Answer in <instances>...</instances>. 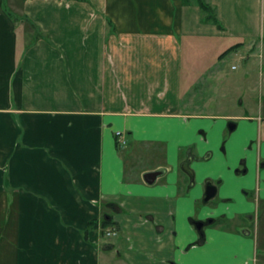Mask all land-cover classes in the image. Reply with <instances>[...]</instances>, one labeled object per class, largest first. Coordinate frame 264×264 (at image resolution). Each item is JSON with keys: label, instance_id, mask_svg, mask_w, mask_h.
I'll return each instance as SVG.
<instances>
[{"label": "crops", "instance_id": "crops-1", "mask_svg": "<svg viewBox=\"0 0 264 264\" xmlns=\"http://www.w3.org/2000/svg\"><path fill=\"white\" fill-rule=\"evenodd\" d=\"M206 1L222 29L179 0H0V264H195L204 235L193 231L192 201L181 198L168 157L198 130L211 156L213 120L237 131L215 177L221 185L229 176L225 201L238 197L242 207L244 188L264 196L263 119L191 109L196 94L229 97L223 86L238 78L215 59L225 46L264 39V0ZM196 72L207 78L201 87ZM146 148L160 160L142 166ZM156 170L164 174L145 184ZM224 211L206 216L242 215ZM104 219L115 237L103 233ZM223 234L245 254L244 238Z\"/></svg>", "mask_w": 264, "mask_h": 264}, {"label": "rangeland", "instance_id": "rangeland-1", "mask_svg": "<svg viewBox=\"0 0 264 264\" xmlns=\"http://www.w3.org/2000/svg\"><path fill=\"white\" fill-rule=\"evenodd\" d=\"M7 3L8 0H6V4ZM225 44L230 46L231 43L225 42ZM233 47L234 48L230 52L221 57V54L225 53V48H227L226 46L223 47L224 49L215 59L217 62L222 59V64L225 71H227L226 73L228 77L238 78L235 81L230 79L229 82L225 83L223 86V90L225 93L229 94V97L223 101H207L203 99V94H196L195 96L197 98L193 101L196 108L191 109L202 114H220L223 112L232 115L243 116L244 114L247 116L261 117L263 120L260 123L264 124V39L252 41L246 45L238 44ZM237 49H239V55L238 57H234L232 51L235 52ZM232 66H234V69H231ZM214 69L215 68L210 69V71ZM183 73L185 89V87L188 88L189 75V68L185 64L183 67ZM194 81L195 87H201L207 81V78L203 77L200 72H196L194 75ZM236 88L240 90L237 93L234 92L236 90H233ZM238 96L240 100H236V97ZM206 102L208 103L207 106H205ZM211 102L213 104H210ZM221 124L224 129V134H222L224 138H222L221 141L215 140L220 138ZM209 126L213 130L212 138L214 141L212 146L215 148V151L211 150V156L209 155L211 146L208 145V143H206L207 145H204L205 143H199L198 138H200L199 136L201 135L198 130V134L197 132H194L195 137H184L183 140L187 142L181 144L182 146L180 149L178 148L179 150L177 149L176 155L171 154L169 155L170 157H168L170 160L169 162L175 164L174 167H176V171H178V174L183 180V186L180 191L181 198L191 199L192 201L193 220H196L194 221V224L201 223L202 221L207 222L202 229L204 241L202 244L199 243L194 250L196 253H199L201 258L204 257L205 259L200 260L201 258H197L195 259V264H233V256L236 257L237 260L246 258L243 261V264H264V242L258 244L259 248L256 245V249H254L253 246L252 251L249 249L248 253L237 256V250L239 249L237 248V245L230 244L231 246H229L224 241L226 237L223 234V231H230L232 232V235L245 238L249 243L255 244L256 238L254 235L257 228H259L260 234H263L264 232V207L263 203L259 201L260 194L258 196V191L255 188H244V190H241V195H243L245 200L248 201L247 203H252V205H247L245 202L242 207H238V197L229 198V201H225L227 198L225 194L227 190L226 185L224 188H221L220 186L230 180L229 176L221 179L223 180V184L221 185L218 184V179L216 180L215 177L216 175H219V173H223L221 158L224 156L223 150L225 149V151H227L228 148L227 144H224V142L228 140L230 134L233 136L237 131H230L227 121L213 120L210 122ZM169 137L170 139L173 137L178 139L176 136L172 135ZM127 140L129 143L127 145V151L125 152H128L129 154H125L124 159L126 160L128 168L131 169L133 166L132 161L136 159V156L133 153L135 147L132 138H127ZM143 150L148 157L142 158V166L144 163L149 164V162L154 163L155 161L160 160L159 157L153 156V149L146 148ZM245 158L248 162L249 158L247 155H245ZM179 159H181V161H179ZM188 159H190L189 169L192 170L193 173L195 172L193 184H190L189 175L183 170V165ZM130 173L135 172L131 171ZM247 173L250 172L247 171ZM208 182L218 187V193L214 198L204 203L205 186ZM236 210H240L242 215L234 222L217 218L211 223L214 218L206 216L209 212L216 218L220 216L223 211L224 213L229 214L235 213ZM250 215L256 217L255 222L248 220V216L250 217ZM192 227H194L193 231L199 237L200 234L198 230L194 225H192ZM101 229L103 230V233L107 230V228L102 227ZM243 231L249 232L250 237L244 236L242 234ZM109 241L115 242V239L111 238ZM250 254L251 256L249 257Z\"/></svg>", "mask_w": 264, "mask_h": 264}, {"label": "trees", "instance_id": "trees-1", "mask_svg": "<svg viewBox=\"0 0 264 264\" xmlns=\"http://www.w3.org/2000/svg\"><path fill=\"white\" fill-rule=\"evenodd\" d=\"M176 1V0H173ZM181 3L185 6H196L199 8L200 13H201V20L203 23L206 24H211L216 26L218 29H222V25L220 24L217 15H216V10L215 8L206 0H179ZM234 47H231L228 49L225 53L221 55L223 57L226 55L228 52H230ZM110 225V222L107 221L106 219L102 220L100 226L102 228H106L107 226ZM97 224L91 223L89 225V229L96 228Z\"/></svg>", "mask_w": 264, "mask_h": 264}, {"label": "water", "instance_id": "water-1", "mask_svg": "<svg viewBox=\"0 0 264 264\" xmlns=\"http://www.w3.org/2000/svg\"><path fill=\"white\" fill-rule=\"evenodd\" d=\"M229 128L230 130H233L235 128L234 124H229ZM189 163H190V159H188L184 165H183V170L189 175L191 184H193V180H194V173L192 170L189 169ZM164 174L163 170H156V171H150V172H146L142 179L144 181L145 184L147 185H153L155 183V181ZM216 195V188L210 183H206L205 186V193H204V203L208 202L209 200H211L212 198H214ZM195 228L197 230H200L203 226L202 223H196L194 224Z\"/></svg>", "mask_w": 264, "mask_h": 264}, {"label": "flooded vegetation", "instance_id": "flooded-vegetation-1", "mask_svg": "<svg viewBox=\"0 0 264 264\" xmlns=\"http://www.w3.org/2000/svg\"><path fill=\"white\" fill-rule=\"evenodd\" d=\"M260 167H261V168H264V161H263V163L261 164ZM258 196H259V195H258ZM257 199H258V197H257ZM259 201H261V202L263 203V207H264V196H263V197L261 196V197L259 198ZM248 220H249V221H252V222H255L256 217L250 215V217L248 216ZM212 222H214V221L212 220L211 223H212ZM201 223L203 224V226H202V228H201L200 230H198V232H201V230H202L203 227L205 226V223H207V222H201ZM116 231H117V230H116ZM242 234H243L244 236L250 237V233L247 232V231H243ZM256 235H257V237H256ZM254 237L256 238V242H255V244L249 243V242L244 238L245 241H246V244H245L246 247H243V248L241 247V249H243V251L245 250V251H244L245 254L248 253L250 247H251V251H252L253 246H254V249H256V245H257L258 248H259V245H258V244L264 242V232H263V234H260L259 228H257ZM260 239H261V240H260ZM231 245H236V244H231ZM231 245H230V246H231ZM237 248H239V247L237 246ZM245 264H246V263H245ZM247 264H248V263H247Z\"/></svg>", "mask_w": 264, "mask_h": 264}, {"label": "built area", "instance_id": "built-area-1", "mask_svg": "<svg viewBox=\"0 0 264 264\" xmlns=\"http://www.w3.org/2000/svg\"><path fill=\"white\" fill-rule=\"evenodd\" d=\"M115 137L117 139L118 145H120V146L125 145V141L122 139L121 133L117 132L115 134ZM104 234L107 237H115L117 234V231L115 228H108L106 231H104Z\"/></svg>", "mask_w": 264, "mask_h": 264}]
</instances>
